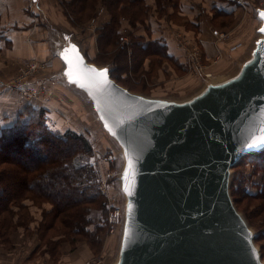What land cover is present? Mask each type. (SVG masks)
<instances>
[{"label": "water", "instance_id": "1", "mask_svg": "<svg viewBox=\"0 0 264 264\" xmlns=\"http://www.w3.org/2000/svg\"><path fill=\"white\" fill-rule=\"evenodd\" d=\"M35 10L41 20L47 19L38 3ZM254 10L258 36L240 71L207 82L181 100L119 84L110 65L87 60L69 31L55 29L58 50L48 56L52 64L43 79L83 93L122 153L124 223L114 264H264L229 191L232 166L264 151V144L248 147L264 127V5ZM70 45L76 46L84 64L108 68L112 87L90 95L70 83L60 55ZM129 161L132 168L125 181ZM126 183L131 194L124 191Z\"/></svg>", "mask_w": 264, "mask_h": 264}, {"label": "rangeland", "instance_id": "2", "mask_svg": "<svg viewBox=\"0 0 264 264\" xmlns=\"http://www.w3.org/2000/svg\"><path fill=\"white\" fill-rule=\"evenodd\" d=\"M27 1L31 6L35 4ZM53 1L57 13L63 18L64 13L67 15L70 12L71 18L66 16L70 23L64 29L69 31L72 40L81 44L91 62L110 65L111 76L116 75L121 85L132 91L176 100L199 92L207 82L222 81L240 71L242 62L250 57L254 39L258 36L256 28L259 19L255 17L254 7L264 5V0H143V14L138 19L120 18L113 26L118 35L106 32L107 35H104V31L100 34L99 30L111 18V9L106 2L96 0L93 7L84 9L78 17L72 11L74 5H70L76 0H50L52 4ZM30 60L17 65L15 73L6 83L12 84L13 88H16L13 84L23 79L29 80L32 85L38 83L37 87L43 90L37 98L45 99V84L47 87L48 82L43 79L45 69L28 70ZM56 85L71 102L68 103V115L72 119L66 123L67 126L58 127L48 119L45 111L48 126L54 125L60 131L74 130L84 136L90 151L83 152L78 162L88 163L95 168L98 189L106 206L105 222L98 223L101 226L99 230L89 225L94 233L92 236L88 233L87 237L84 234H60L51 237V240L46 239L48 243L39 241L37 227L42 225L43 213L52 207L49 202L39 200L30 203L28 210L32 221L28 229L23 228L24 234L33 233L40 246H47L53 261L58 260L62 250L53 243L56 241L54 238L58 237L59 242H68L65 249L72 250L78 242L86 243L89 257L83 264H114L124 223L125 200L119 183L122 153L116 140L102 129L97 114L83 93L66 92L59 83ZM61 150L55 156L62 154ZM230 172V195L249 224L264 260V197L253 196L256 192L264 195V190L260 191L264 167L243 162L232 166ZM41 176H44L40 178L41 181L47 180L43 173ZM59 186L53 200L54 210L66 202L68 184ZM58 214L59 218L72 222V218H64V212ZM70 225L73 226L72 223ZM56 226L66 231L57 221Z\"/></svg>", "mask_w": 264, "mask_h": 264}, {"label": "trees", "instance_id": "3", "mask_svg": "<svg viewBox=\"0 0 264 264\" xmlns=\"http://www.w3.org/2000/svg\"><path fill=\"white\" fill-rule=\"evenodd\" d=\"M95 1L76 0L70 5H74L72 11L79 17L84 9L93 7ZM103 1L111 9L107 8L108 11L110 10L111 18L107 23L102 24L100 34L103 30L104 35H114V33L118 35L117 29L115 30L113 26L120 18L129 17L131 20H136L143 14V0ZM135 4L137 6L133 7ZM130 7L133 10L129 11ZM64 14L71 18L70 12ZM112 76L119 82L116 75L112 74ZM45 111L42 107L27 104L12 124L0 126V241L4 244H7L8 236L18 226L29 228L32 220L28 209L30 203L34 201L40 200L52 205L43 213L42 225L37 227L39 239L47 243L51 237L60 234L64 236L94 234L89 229V225L99 230L101 226H98V223L105 222L106 206L98 189L97 177L94 175L95 168L88 163L78 162L83 152L90 151L88 143L84 136L74 130L60 131L54 125L48 126ZM57 148L59 150L62 148L60 152L62 154L55 156L59 152ZM243 162H252L264 167V151L248 154L237 164ZM42 173L47 176L44 182L40 179L44 178L41 176ZM66 183L68 184L66 202H63L64 206L56 207L54 210L53 200L60 187L59 184ZM260 186V191H263L264 181ZM27 193L30 195L27 196ZM262 194L256 192L253 196L264 197ZM60 212L65 213L64 218H72L70 223L73 226L58 217ZM56 221L66 231L60 230L61 228L56 226ZM88 238L90 241L91 238ZM53 243L55 247L60 244L58 239Z\"/></svg>", "mask_w": 264, "mask_h": 264}, {"label": "crops", "instance_id": "4", "mask_svg": "<svg viewBox=\"0 0 264 264\" xmlns=\"http://www.w3.org/2000/svg\"><path fill=\"white\" fill-rule=\"evenodd\" d=\"M37 3L38 0L31 6L27 0H0V126L12 124L27 104L44 108L48 119L58 127L67 126L66 123L72 119L68 115V103L71 102L61 94V88H57L58 82L48 80L47 87L45 84L47 97L42 100L27 98L18 89L5 84L15 73L17 65L33 57L43 60L55 54L59 44L55 29L64 30L70 23L68 17L63 15V18L57 13L54 1L52 4L50 0H39L40 7L47 14V19L41 20L34 8ZM85 57L89 60L87 53ZM54 63L56 68H60L58 58H54ZM59 84L65 91L66 88ZM37 239L41 241L38 235ZM39 241L33 233L25 235L23 227L18 226L8 236L7 244L0 241V264H83L89 257L85 242H78L71 250L65 249L68 242L61 240V254L58 260L53 261L47 246H40Z\"/></svg>", "mask_w": 264, "mask_h": 264}, {"label": "snow or ice", "instance_id": "5", "mask_svg": "<svg viewBox=\"0 0 264 264\" xmlns=\"http://www.w3.org/2000/svg\"><path fill=\"white\" fill-rule=\"evenodd\" d=\"M261 16L264 17V13H261ZM260 31L264 32V28H261ZM60 55L61 59L67 65L64 74L70 83H75L78 87L88 91L90 95L103 92L105 89L112 87L111 81L109 80L110 70L108 68H96L84 64L83 58L79 55V51L75 45H70ZM105 127H108V125L105 124ZM258 144H264V127L260 129L259 136L253 137L248 147H254ZM131 168L132 163L129 161L123 174L125 181L129 180V171ZM124 191L131 194L127 183Z\"/></svg>", "mask_w": 264, "mask_h": 264}, {"label": "built area", "instance_id": "6", "mask_svg": "<svg viewBox=\"0 0 264 264\" xmlns=\"http://www.w3.org/2000/svg\"><path fill=\"white\" fill-rule=\"evenodd\" d=\"M34 2L33 0H31ZM52 64V61L49 58H45L43 60H39L36 57L31 58V60L28 63L27 69L36 71V70H41V69H46L50 67ZM8 86H12V84H9L8 82L6 83ZM18 88L19 92L24 95L27 98H37L40 91L43 90L40 87L34 86L30 83L29 80L23 79L18 81L17 83L13 84Z\"/></svg>", "mask_w": 264, "mask_h": 264}]
</instances>
